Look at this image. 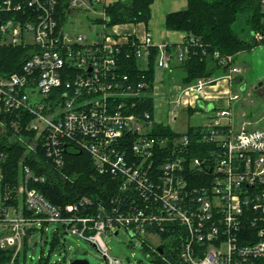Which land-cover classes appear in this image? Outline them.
Masks as SVG:
<instances>
[{"label":"built area","instance_id":"built-area-1","mask_svg":"<svg viewBox=\"0 0 264 264\" xmlns=\"http://www.w3.org/2000/svg\"><path fill=\"white\" fill-rule=\"evenodd\" d=\"M101 2L87 0L90 6ZM80 5L81 0H72L69 9ZM65 26L58 22L55 0H0V47L29 54L18 72L0 75V136L24 124L33 144L39 142L59 168L67 151L86 153L97 174L114 179L116 191L110 203L96 208L89 198L55 206L29 187L44 178L21 162L22 205L12 218L4 211L0 249H13L14 258L28 229L56 224L66 236L91 243L105 264L120 261L108 256L102 233L117 236L120 231L138 239L150 260L155 255L168 264H255L264 259V129L223 126L220 119H229L230 112L220 110L218 119L203 128L206 154L191 157L187 136L170 140L152 134L154 94L153 113L139 112L144 85L124 74L120 63L124 48L129 50L125 58L139 65L156 48L155 67L170 72L167 45H154L149 33L143 39L107 33L88 42L85 36L68 35ZM185 53L177 59L182 61ZM241 73L233 66L221 79L230 84ZM218 80L180 87L177 97L167 101V116L176 115L177 107L197 104L204 88ZM238 98L229 94L228 101ZM175 250L171 263L166 256Z\"/></svg>","mask_w":264,"mask_h":264},{"label":"trees","instance_id":"trees-1","mask_svg":"<svg viewBox=\"0 0 264 264\" xmlns=\"http://www.w3.org/2000/svg\"><path fill=\"white\" fill-rule=\"evenodd\" d=\"M55 1L58 22L64 25L72 13L69 9L72 0ZM153 1L117 0L104 6L103 19L95 24H101L105 29L129 24L147 25ZM240 24L241 29H236L235 27ZM165 27L169 31L182 32L186 35L181 47L167 46V51L172 57L171 71L165 72L169 81L174 79L182 87H189L202 79L218 80L226 76L229 69L239 61V55L250 54L256 47L264 45V0H187L184 11L166 17ZM242 32L246 35L243 36ZM257 34L261 39L256 38ZM185 49V58L179 61L177 55L179 52L184 53ZM123 51L120 59L123 73L134 83L144 85L138 110L152 114L157 49L150 50L144 68L140 67L136 59L125 58L128 48H124ZM28 56V51L21 48L0 47V75L7 76L18 72ZM226 58H231L230 63L222 64L221 61ZM187 111L191 113L192 108H188ZM20 127L18 131L8 130L7 137H0V189L3 203L0 209V221L4 219V211H8V208L16 209L22 205L19 196L21 162L29 167L34 176L44 178V182H31L29 187L55 206L64 207L77 203L83 198L91 199L95 208L99 204L110 203L116 191V182L109 176L97 174L86 153L78 155L79 153L67 151L63 155L64 166L56 167L46 157L41 144L39 142L33 144V134L24 129V124ZM152 134L170 140L187 136L191 157H203L208 148L200 141L203 134L202 127H188L184 134H177L167 126L155 123ZM30 145L34 148L24 155L28 149L25 147ZM24 214L26 217L30 216ZM56 226L52 232L50 253L47 257L42 256L38 264H49L51 253L64 245V227ZM34 232V227L26 231L21 250L14 258L13 249H0V264H11V262L25 264L28 239ZM165 237L162 235V239ZM172 247L178 246L173 243ZM176 251L166 256L171 263L176 262ZM152 258V263L168 264L158 260L155 255ZM255 264H264V259L257 260Z\"/></svg>","mask_w":264,"mask_h":264},{"label":"rangeland","instance_id":"rangeland-1","mask_svg":"<svg viewBox=\"0 0 264 264\" xmlns=\"http://www.w3.org/2000/svg\"><path fill=\"white\" fill-rule=\"evenodd\" d=\"M81 2L84 3V6L80 5L79 10H74L66 22L65 27L68 35L85 36L88 42H94L101 40L102 35L111 33L112 30L105 29L101 24H95L98 20L103 19V5L94 4L90 6L87 0H81ZM241 24L235 28L241 29ZM130 28L128 25L123 26L119 35H126L127 33L124 31H129ZM138 28L140 29V27ZM241 34L246 35L245 32ZM252 52L242 54L238 61L242 71L239 76L243 78L245 84L244 90L240 91L238 83L232 85L231 82L229 85L228 81L224 79L215 81L214 84L204 88L202 92V99L210 101L208 110L200 106L196 108L195 103H193L191 113L185 108L177 107L176 115L167 116L170 109L167 101L169 98L177 97L178 89L174 87V85L176 86L174 79L169 81L165 71L156 68L153 90L155 98L154 122L167 126L174 133L184 134L188 127H209L214 119H218L216 113L224 110L230 112V117L229 119H220V124L223 126L230 125L233 130L242 127L264 129V96H262L264 86L256 88L264 79L256 82L251 78L252 74L257 71L252 67ZM255 58L262 61L260 66H255V69L264 71V52L256 53ZM146 64V59L141 60L140 66L142 68ZM235 76L238 75H233V77ZM229 94L237 95L238 100L230 103L228 101ZM30 147L34 148L33 145ZM28 150L24 152V155L28 154ZM2 204L0 189V209ZM8 212L10 218L14 217V208H8ZM56 227V224L43 225L42 227L34 226L35 232L29 237L27 243L25 264H38L42 256L47 257L49 255L52 232ZM102 239L107 247L108 256L117 258L120 264H153L144 252L142 243L138 239H131L124 231H120L117 236L102 233ZM152 242L157 244L158 240H152ZM63 244L59 250L51 253L49 264H70L77 260H84L89 264H105L100 252L89 242L72 235H65Z\"/></svg>","mask_w":264,"mask_h":264},{"label":"crops","instance_id":"crops-1","mask_svg":"<svg viewBox=\"0 0 264 264\" xmlns=\"http://www.w3.org/2000/svg\"><path fill=\"white\" fill-rule=\"evenodd\" d=\"M116 1L117 0H102L100 4H102L104 8V6L112 4ZM186 7H187V0H154L150 7L151 14H150V20L147 23V25L129 24L128 26L131 27L130 28L131 30L128 29L129 31H124L127 34L121 35V36L119 35L121 33L119 31L125 25L115 26L110 29L112 30L110 34L116 37H120V38L136 36L139 39H143L144 35L146 33H149L151 35L154 45L159 46V45L165 44L167 46H175L179 48L184 44L186 35L182 32H174V31L167 30L165 27V21L168 15L177 13V12H182L186 9ZM138 27H140V29ZM262 52H264V45H260L256 47L252 52V56H253L252 67L254 70H257V71H255V74H252L251 78L252 80L256 82L264 79V71L255 69V66L257 67L260 66V63L262 62V61L256 60L255 55L256 53L261 54ZM241 56L242 54L239 55V58ZM234 66L239 67L238 62ZM239 75L233 77L232 85H234L235 83H238L240 87L239 89L242 92L245 88V84L243 82V78L240 77ZM175 84L176 86L174 85V87L176 89H179L180 87H182L177 82ZM229 85H231V83ZM199 102L202 103L206 107L210 105L209 103L210 101H205L204 99H201V101ZM199 102H197L195 106H199Z\"/></svg>","mask_w":264,"mask_h":264},{"label":"water","instance_id":"water-1","mask_svg":"<svg viewBox=\"0 0 264 264\" xmlns=\"http://www.w3.org/2000/svg\"><path fill=\"white\" fill-rule=\"evenodd\" d=\"M264 86V81H262L261 83L258 84V86L256 88H259V87H262ZM262 96H264V92H262ZM29 97L35 102H38L39 99L36 95V93L34 92H29ZM199 106L200 107H203L204 109L208 110V107L204 106L202 103L199 102ZM78 155H81V152L78 154ZM163 249H164V245H161L159 247H157V252L159 254H162L163 253ZM70 264H89L87 261H84V260H77V261H72Z\"/></svg>","mask_w":264,"mask_h":264}]
</instances>
